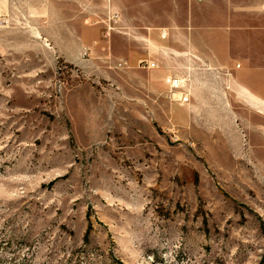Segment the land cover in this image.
I'll use <instances>...</instances> for the list:
<instances>
[{
	"label": "rangeland",
	"instance_id": "obj_1",
	"mask_svg": "<svg viewBox=\"0 0 264 264\" xmlns=\"http://www.w3.org/2000/svg\"><path fill=\"white\" fill-rule=\"evenodd\" d=\"M231 3L221 59L112 0H0V264H264V0Z\"/></svg>",
	"mask_w": 264,
	"mask_h": 264
},
{
	"label": "crops",
	"instance_id": "obj_2",
	"mask_svg": "<svg viewBox=\"0 0 264 264\" xmlns=\"http://www.w3.org/2000/svg\"><path fill=\"white\" fill-rule=\"evenodd\" d=\"M112 1L120 11H123L127 6L128 8L133 6V10L141 9L145 14V25L148 27L187 28L184 29V36L186 38L185 40H188L189 42L200 41V38L198 37V34H200L204 42L213 50L214 55L221 59H226L232 55V45L235 41L243 44L249 41L243 37L236 39L234 33L228 29L232 24L231 2H235L236 0ZM219 4H222V6L218 7ZM225 4H227L226 9L223 8ZM200 7L206 8V10H211V12L199 13ZM215 9L216 12H213ZM212 19H217V22L222 23L221 25H217L218 29H215V31L212 30L213 32L208 30V25L198 24L199 20L208 22ZM249 73L251 72H245L244 74Z\"/></svg>",
	"mask_w": 264,
	"mask_h": 264
},
{
	"label": "built area",
	"instance_id": "obj_3",
	"mask_svg": "<svg viewBox=\"0 0 264 264\" xmlns=\"http://www.w3.org/2000/svg\"><path fill=\"white\" fill-rule=\"evenodd\" d=\"M140 62L143 63V67H147L149 69L160 68V64L155 60H142ZM238 66H240V64ZM165 83L167 86H169L171 91L180 90V101L183 103H188L191 101V93L186 89V83L184 84L182 78H180L178 75L168 74L165 77Z\"/></svg>",
	"mask_w": 264,
	"mask_h": 264
},
{
	"label": "bare ground",
	"instance_id": "obj_4",
	"mask_svg": "<svg viewBox=\"0 0 264 264\" xmlns=\"http://www.w3.org/2000/svg\"><path fill=\"white\" fill-rule=\"evenodd\" d=\"M182 81H183L184 84L186 83V79L183 78V77H182ZM175 95H176V93H175Z\"/></svg>",
	"mask_w": 264,
	"mask_h": 264
}]
</instances>
